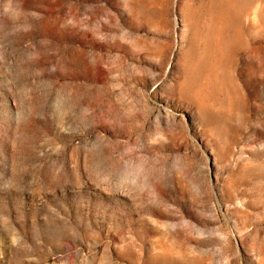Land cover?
I'll return each mask as SVG.
<instances>
[{
	"label": "rangeland",
	"instance_id": "374dc122",
	"mask_svg": "<svg viewBox=\"0 0 264 264\" xmlns=\"http://www.w3.org/2000/svg\"><path fill=\"white\" fill-rule=\"evenodd\" d=\"M0 264H264V0H0Z\"/></svg>",
	"mask_w": 264,
	"mask_h": 264
}]
</instances>
